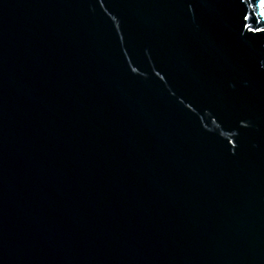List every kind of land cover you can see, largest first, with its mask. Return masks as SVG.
Returning a JSON list of instances; mask_svg holds the SVG:
<instances>
[{"label": "water", "instance_id": "water-1", "mask_svg": "<svg viewBox=\"0 0 264 264\" xmlns=\"http://www.w3.org/2000/svg\"><path fill=\"white\" fill-rule=\"evenodd\" d=\"M259 0H0V264H264Z\"/></svg>", "mask_w": 264, "mask_h": 264}, {"label": "snow or ice", "instance_id": "snow-or-ice-1", "mask_svg": "<svg viewBox=\"0 0 264 264\" xmlns=\"http://www.w3.org/2000/svg\"><path fill=\"white\" fill-rule=\"evenodd\" d=\"M259 2H260V5H261L262 7H264V0H259ZM262 14H264V13H262Z\"/></svg>", "mask_w": 264, "mask_h": 264}]
</instances>
